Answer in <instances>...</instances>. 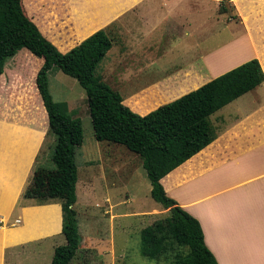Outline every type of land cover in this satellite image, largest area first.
Listing matches in <instances>:
<instances>
[{"label":"rangeland","instance_id":"374dc122","mask_svg":"<svg viewBox=\"0 0 264 264\" xmlns=\"http://www.w3.org/2000/svg\"><path fill=\"white\" fill-rule=\"evenodd\" d=\"M103 1L105 0H28V6L30 11L31 7L43 12L48 9L58 20L80 18L86 25L83 34L92 32L99 25V20L105 21L101 29L107 31L112 45L97 66L95 76L117 89L125 102L135 110H150L206 81L207 78H199L151 101L142 97L131 98L147 83L175 72L180 66L194 59V54L219 47L231 36V32L237 35L240 30L235 23L239 19L235 17V10L227 0L219 3V7L221 3L227 7L223 17L218 15L219 20L213 17V14L217 13L213 4L202 7L197 4L189 5L195 10L190 12L191 18L188 21L167 13L157 18L165 11L164 4L157 0L142 1L138 5L141 11L139 16L135 10L124 15L130 10L128 3L122 5V10L118 13L113 9V3ZM117 13L124 15L126 26L119 25L116 21L119 17ZM231 18L235 22L231 23ZM147 46H150L152 51H149ZM138 55L141 59L136 57ZM13 70L15 67L10 58L5 73ZM175 79L178 80V76ZM2 82L3 77L0 79V87ZM13 82L11 79V83ZM14 83L4 84L7 100L0 105V119L2 118V122L11 129L3 131L5 136H0V140L11 137L17 139L18 134L13 133L17 131L25 133L27 143H30L26 130L29 128L28 124L37 126L41 122L43 129L35 142V145H38L33 155V173L28 179L25 191L30 188L31 191L35 190L37 195H46L41 198L46 201L42 202L41 199L33 198L39 204L50 201L62 204L66 178L59 187L53 188L34 176L35 170L41 166L55 167L52 159L55 136L49 130L43 99L35 85L23 86L16 81ZM49 86L54 100L68 101L70 110L81 119L84 130L83 144L77 150L79 178L75 203L81 246L70 264L170 263L174 256L172 254L150 258L141 251V230L157 219L167 216L169 212L152 198L151 182L142 163L130 172L121 169L128 163L129 153L137 156L138 154L124 144L96 138L86 91L75 77L54 68L49 73ZM31 148L26 144L27 154L29 151L31 153ZM127 195L131 196L130 200ZM24 198V195L20 196V199ZM30 210L26 212L25 224L19 228L21 230L18 233H8L3 229L1 237L4 240L14 236H20L21 240L33 237L24 240L22 244L5 247L1 264H50L55 247L66 242L63 231L54 237H48L51 232L60 230L59 209L43 213L38 209L31 210L32 212ZM140 210H149L153 214L144 217L131 214ZM19 212V206H15L9 213L7 224H11ZM3 225L1 220L0 226ZM34 235L37 236L34 238Z\"/></svg>","mask_w":264,"mask_h":264},{"label":"crops","instance_id":"0c3cea01","mask_svg":"<svg viewBox=\"0 0 264 264\" xmlns=\"http://www.w3.org/2000/svg\"><path fill=\"white\" fill-rule=\"evenodd\" d=\"M142 1L144 0H105L103 2L113 3V9L118 13L121 12L122 5L128 3L130 10H127L124 15L128 11L135 10L139 16L141 11L138 5ZM157 1L165 7V11L157 18L167 13L188 21L191 18L190 12L195 10L189 5L197 4H199L198 7L213 4L217 12L213 14V17L217 20H219L218 15L221 17L225 15L219 10V3L223 0ZM227 1L233 6L235 17L239 19L238 22L232 18L229 21L235 22L240 27L239 33L234 35L231 32V36L219 47L194 54L195 57L190 62L180 66L173 73L147 83L131 98L142 97L151 101L166 96L174 89L199 78H207L199 86L180 95L182 96L252 58H257L264 70V0ZM39 10L31 7L29 13L26 9L25 12L62 52H67L80 44L101 29L105 23L99 20V25L92 32L83 34V28L86 25L80 18L74 17L63 21L56 19L53 12H49L48 9L44 12L41 10L38 12ZM118 13L119 17L116 21L119 25L126 26L124 15ZM147 49L152 51L150 46H147ZM10 57L15 70L8 73L5 71L2 75L0 105L7 100L5 83L12 85L16 81L19 85L30 84L35 85L36 90L39 89L37 75L46 63L45 58L28 45L21 46L7 59ZM136 57L141 59L140 55ZM177 76L178 80L175 79ZM11 79L14 80L13 83ZM40 96L42 98V94ZM128 106L140 114H146L159 107L141 111ZM228 107L229 109H226ZM211 119L217 128V137L165 175L161 181L167 194L199 219L206 244L219 264H264V83L217 110L212 114ZM47 121L49 125L48 113ZM28 125L29 128L26 130L30 143H27L25 133L21 134L17 131L13 132L18 134L17 139L9 137L10 139L0 140V223L1 220L4 223L0 226V264L5 247L22 244L24 240L33 237L29 236L23 240L20 236L7 237L5 240L1 237L3 229H6L8 233H18L21 230L19 228L25 224L26 212L29 209L32 211L38 209L42 213L59 209L60 230L51 232L52 234L48 237H54L62 231L63 227V211L60 202L50 201L39 204L37 200L25 195V188L34 168L33 155L38 145H35V142L38 141L43 129L41 122L37 126L32 123ZM7 129L11 128H8L1 118L0 133ZM26 144L32 147L29 154H27ZM138 156L129 153L128 163L121 169L130 172L140 163L143 164L141 157ZM23 195L25 198L20 199ZM127 196L130 200L131 196ZM15 206H19L20 212L11 224H7L9 213ZM131 214L144 217L153 213L149 210H140ZM20 222L23 224L19 225ZM37 235H34V238Z\"/></svg>","mask_w":264,"mask_h":264},{"label":"trees","instance_id":"16d2710c","mask_svg":"<svg viewBox=\"0 0 264 264\" xmlns=\"http://www.w3.org/2000/svg\"><path fill=\"white\" fill-rule=\"evenodd\" d=\"M25 9L30 12L28 0H0V79L5 62L11 57L7 58L23 45L30 46L46 60L37 75V85L46 105L49 130L55 136L52 154L55 167L41 166L34 176L53 188L66 178L62 196V231L66 242L55 247L50 264H70L81 246L75 203L79 178L77 150L84 141L81 119L70 110L68 101L53 98L49 73L54 68L75 77L86 91L96 138L124 144L138 154L152 185V198L169 209L167 216L141 230L142 253L150 258L174 255L168 264H219L206 244L199 219L167 194L161 179L217 137L213 113L264 83L260 61L252 58L199 88L140 114L126 105L117 89L95 76L97 66L112 45L105 29L62 52ZM219 10L225 12L227 7L221 3ZM25 195L38 200L46 197L30 188Z\"/></svg>","mask_w":264,"mask_h":264},{"label":"bare ground","instance_id":"6f19581e","mask_svg":"<svg viewBox=\"0 0 264 264\" xmlns=\"http://www.w3.org/2000/svg\"><path fill=\"white\" fill-rule=\"evenodd\" d=\"M0 136H5L4 134L0 133Z\"/></svg>","mask_w":264,"mask_h":264}]
</instances>
